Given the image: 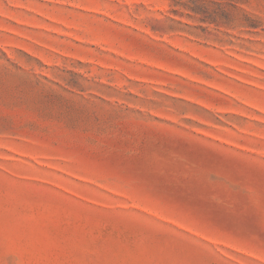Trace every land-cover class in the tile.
Listing matches in <instances>:
<instances>
[{"label": "rangeland", "instance_id": "obj_1", "mask_svg": "<svg viewBox=\"0 0 264 264\" xmlns=\"http://www.w3.org/2000/svg\"><path fill=\"white\" fill-rule=\"evenodd\" d=\"M0 264H264V0H0Z\"/></svg>", "mask_w": 264, "mask_h": 264}]
</instances>
